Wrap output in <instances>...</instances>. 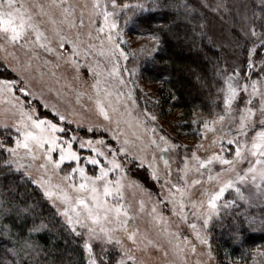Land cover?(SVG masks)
Masks as SVG:
<instances>
[{"label": "rangeland", "instance_id": "1", "mask_svg": "<svg viewBox=\"0 0 264 264\" xmlns=\"http://www.w3.org/2000/svg\"><path fill=\"white\" fill-rule=\"evenodd\" d=\"M82 1L84 0H64V6L59 7L52 0H21L29 9L32 21L42 36L37 42L36 35L32 32L25 40L15 45H5L0 49V81L10 82L12 89L11 92L0 91V128L7 130L9 137L15 140L17 136L15 127L18 126L21 107L27 112L35 109L34 115L50 120L58 128L63 129L56 133L60 137L58 143L67 147L64 142L71 141L72 150L80 157V166L84 167L89 175L99 174V166L88 163L89 158L94 157L103 165L106 163L105 156L112 159L114 153L115 159L123 166L124 173L113 171L109 173V178L114 181L123 175L124 199L130 206L131 215L134 216L130 226L134 225L137 230L136 243L133 244L122 232L117 235L122 240L124 249L135 257L136 264H227V260L221 262L218 258L217 261L211 253L210 239L213 233L224 228L226 218L233 215L242 216L249 223L254 221L262 223L264 213L259 211L264 210V200L240 199L235 189L229 188L217 201L218 214H214L205 227L203 219L193 214L197 209L193 208L190 201L206 200L202 192L205 189L216 190L215 183L208 182L205 176L203 184L187 187L182 211L181 196L173 185L184 186V181L180 179L184 175L180 171L184 168V157H189L190 167L195 164L191 159L193 151L199 157L206 158L213 151L212 140L229 131V122L226 121L223 127L217 124L216 132L205 134L201 128L199 137L196 136L195 139L184 138L181 136L183 134L171 132L169 130L171 117L159 116L158 88L142 75L156 52L148 55L140 51L145 46L153 47L154 42L149 40V36L135 31V19L148 9L149 0L143 2L145 9L143 11L135 7L136 3H126L130 8L119 12L116 17L123 38L127 41L120 45L128 54L127 60L120 57L118 51L114 53L111 49L106 39L107 30L104 33L97 32L103 22L102 17L93 16L91 10L82 5ZM191 2L198 11L204 13L207 37L224 56L223 73L232 74L233 69H236L241 73V77L252 73V79H261L264 73L260 72V59L264 56V48L258 47L259 55L253 54L252 69L246 64L247 53L253 42L259 45V40L251 36L248 28L255 23L257 31L264 32V28L259 27L262 21L254 22L252 18L249 1L229 0L227 3L220 0L213 2L191 0ZM64 8H68L72 14L65 13ZM81 13L83 26L80 25ZM126 17L129 18L127 24ZM2 43L3 41H0V44ZM115 65L119 66L118 75L111 74ZM121 80L123 84L120 83ZM240 83L243 84L245 81L240 79ZM240 96L244 99L238 96L233 103V108L237 110L234 114L237 116L238 109L244 107V100L248 98L245 93H240ZM258 100L259 97L255 101L257 104ZM218 104L219 109L209 118L202 119L203 121H211L217 113L222 112L223 93L220 92ZM101 108L107 113V119ZM146 111L154 114L157 119L152 121L145 114ZM60 116L64 119L61 120ZM4 125H7V128ZM153 128L156 130L155 133L151 131ZM232 133L235 134L234 129ZM161 135L170 141L167 151L163 153L158 147L163 143L159 139ZM2 136L3 139L6 138V135ZM153 140L156 141L155 144L152 143ZM12 142L14 146V141ZM201 143L204 144V148L197 147ZM223 143L225 151L222 154L231 159L236 146L235 144L228 146L226 140ZM171 144L179 147L172 148ZM47 147L45 145L44 149L35 150V160L25 157L24 150L21 149V162L30 165L27 175L33 181H37L35 184L43 193L45 189L53 192L52 198L47 196L46 198L67 225L65 217L60 214L64 205L56 194L61 190L71 192L68 188L69 182L64 177L77 166V161L65 160L56 168L54 163L45 157ZM121 147L126 150L125 153L120 152ZM215 150L219 151V145ZM98 152H103L105 156L98 155ZM51 155L53 161H58L59 149L53 151ZM161 155L168 158L170 176L166 175L165 165L159 159ZM153 157L156 158L153 165L157 172L155 179L152 175L153 168L149 167ZM141 159L144 161L143 165ZM222 167L227 166L214 162L211 165L212 174L215 175ZM242 167H247V163L237 165V169ZM231 175L232 173L224 172L222 178ZM73 176L74 182L78 184L79 173H74ZM192 178H198L195 170L188 173V180ZM237 186L245 195L252 192L250 184ZM152 199H157V202ZM179 213L181 217L177 216ZM193 224L196 225L195 229L191 227ZM197 232L207 240V244L201 243L197 238ZM75 237L82 246L87 239L86 236ZM155 242L159 243L161 248L154 247ZM93 245L98 251L99 247L95 241ZM193 247L195 252L192 251ZM128 264L132 262L128 261Z\"/></svg>", "mask_w": 264, "mask_h": 264}, {"label": "snow or ice", "instance_id": "2", "mask_svg": "<svg viewBox=\"0 0 264 264\" xmlns=\"http://www.w3.org/2000/svg\"><path fill=\"white\" fill-rule=\"evenodd\" d=\"M52 2L59 7L64 6V0H52ZM258 2L260 10L257 11L253 8L252 18L262 21L259 27L264 28V0H258ZM135 7L142 11L145 10L143 3H138ZM129 8L130 5L118 3V0H92L91 3L93 16L102 17L103 20L97 32L104 33L107 30L106 39L111 45V49L114 50V53L118 51L120 57L125 60H127L128 54L125 53L120 45L121 43H127V41L123 38V33L119 29L116 17L119 15V12ZM64 11L68 15L72 14L68 8H64ZM245 18L247 19V17ZM128 19L126 17V24ZM80 25L83 26V13H81ZM32 32L35 33L36 41L39 42L42 33L33 23L32 16L26 5L21 0H0V41H3L0 44V49L5 45H15L19 41L25 40ZM248 32L259 40V45L253 42L252 48L247 53L246 64L249 69H252L254 67L253 54L259 55L257 48H264V32H258L255 23L250 25ZM148 38L154 42V46L151 48L145 46L140 51L151 55L158 51L160 39L155 33L151 34ZM101 43H103V40ZM132 55H135V53H132ZM260 63V72L264 73V56H261ZM118 69L119 66L115 65L111 74L118 75ZM134 74L135 69H133ZM218 75L223 80V85L218 88V92L223 93L224 108L222 112L217 113L211 121L205 120L199 122L192 120L191 123H201L206 134L207 132H216V125L220 124L223 127L227 121L230 124L229 131L225 135L212 140L211 147L213 151L206 158L199 157L193 151L191 159L195 161V164L191 167L188 164L189 157L185 156L184 168L180 170L184 173L180 177L184 181V186L179 184L173 185V188L181 196L180 207L182 211L184 207L183 197L187 191V187L203 184L205 176H207L208 182L215 183L216 190L208 191L205 189L202 192L206 200L199 202L190 201L193 208L197 209L193 214L203 219L205 227H207L211 217L214 214H218L217 201L229 188H234L240 199L248 201L252 199L264 200V75L261 76V79L255 80L251 78L252 73L241 77V73L236 69H233L232 74L225 75L221 72ZM238 78L243 79L245 83L241 84ZM120 83L123 84V80ZM249 88H251L250 92ZM4 90L12 91L10 82L0 81V91ZM21 91L26 90L21 89ZM240 93L247 94L248 98L244 100V107L238 109L239 115L237 116L234 114L237 110L233 108V103L237 100L238 96L240 99H244L243 96H240ZM129 97H131V92L129 93ZM257 97H259L258 104L255 102ZM172 99H175L174 95ZM101 112L104 114L105 119H107V113H104L103 108H101ZM34 113L35 109L27 112L21 107V116L17 122L18 126L15 127L17 136L14 140V146H12L11 137L0 140V165L17 172L23 170L27 174V169L30 165L21 162L20 150H24L25 157L35 160V150L44 149L45 145L48 146L44 153L45 157L48 161L53 162L56 168H59L60 164L65 160L77 161V166L72 168L71 172L64 177L69 182L68 188L71 189V192L61 190L56 195L64 205L60 214L65 217L71 232L76 236L87 237L83 244V249L87 253L86 264H128V261L136 264L135 257L124 249L122 240L117 235V233L122 232L133 244L136 243L137 230L134 225L130 226V222L134 220V216L131 215L130 206L126 204L124 199L123 175L118 176L114 181L109 178L110 172L118 170L121 174L124 173V168L115 159V154L113 153L112 159H108L103 152H98V155L105 156L106 163L103 165L100 160L94 157L89 158L88 163L99 166V174H87L85 168L79 164L80 157L72 150L71 141L64 142L67 147L58 143L60 137L56 133L63 131V129L58 128L50 120L39 118ZM145 114L152 121L157 119L154 114L147 111ZM60 119L63 120L64 117L60 116ZM4 127L7 128V125H4ZM232 129L235 130V134L232 133ZM151 131L155 133L156 130L153 128ZM72 139L74 140L75 137ZM159 139L163 143L162 145H158V147L161 148L162 153L166 152L170 141L163 135ZM225 140L228 146L233 144L236 146L231 159L222 154L225 151L223 143ZM152 143L155 144L156 141L153 140ZM217 145H219V151L215 150ZM81 146L83 147V144ZM171 147L177 148L179 146L171 144ZM197 147L204 148V144L201 143ZM56 149H59L60 157L58 161H53L51 153ZM93 150L97 151L96 149ZM120 152L125 153L126 150L121 147ZM5 153H7V156L4 155ZM137 159L140 158L137 157ZM159 159L165 165L166 175L170 176L168 158L161 155ZM155 160L156 158L153 157V162L149 164V167L153 168L152 175L154 179L157 178L156 169L153 167ZM214 162H219L221 165H226L227 167H222L219 172L213 175L211 165ZM143 163L144 161L141 159V165ZM244 163H247V167L237 169L238 164L242 165ZM192 170H195L198 178H192L189 181L188 173ZM224 172L232 173V175L222 178ZM74 173H79L80 182L78 184L74 182ZM33 182L37 183V181ZM238 184H250L252 192L245 195L237 186ZM41 186L43 187V184ZM44 194L49 198H52L54 195L48 189H45ZM0 210L15 212L17 216L25 218L34 212V208L26 204L24 206L13 205L10 209L0 208ZM141 210H143L142 201ZM153 211H155V208H153ZM41 227H43L42 224L37 225L33 222V226L29 231H39ZM191 227L195 229L196 225L193 224ZM197 238L201 240V243L207 244V240L202 238L199 232H197ZM93 241L98 245V251L94 248ZM192 251L195 252L194 247ZM257 251L259 255L264 256V252Z\"/></svg>", "mask_w": 264, "mask_h": 264}, {"label": "trees", "instance_id": "3", "mask_svg": "<svg viewBox=\"0 0 264 264\" xmlns=\"http://www.w3.org/2000/svg\"><path fill=\"white\" fill-rule=\"evenodd\" d=\"M84 1L82 5L92 12V1ZM144 1L118 0V3ZM248 1L251 13L253 8L260 10L258 0ZM135 24L138 34L155 33L160 39L158 51L142 74L158 88L159 116L171 117V132L183 134L184 138L199 137L202 124L191 121L202 122L219 109L218 88L222 86V78L218 73L224 71V56L207 37L204 13L191 0H149L148 9L136 17ZM7 132L0 128V140H4L2 135L9 137ZM25 204L34 208L33 214L26 218L0 210V264H86L81 242L41 189L23 170L17 172L0 165V208ZM226 219L224 228L214 232L210 239L213 257L221 262L227 260V264H254V258L255 264H264V256L257 251L264 252V215L262 223H249L234 215ZM33 222L43 227L30 232ZM154 247L161 248L157 242Z\"/></svg>", "mask_w": 264, "mask_h": 264}]
</instances>
